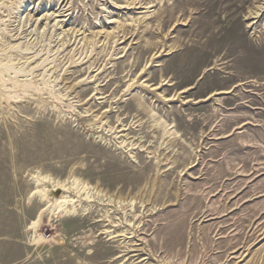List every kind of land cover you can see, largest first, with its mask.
<instances>
[{"label":"rangeland","instance_id":"374dc122","mask_svg":"<svg viewBox=\"0 0 264 264\" xmlns=\"http://www.w3.org/2000/svg\"><path fill=\"white\" fill-rule=\"evenodd\" d=\"M262 2L0 0V264H264Z\"/></svg>","mask_w":264,"mask_h":264},{"label":"bare ground","instance_id":"6f19581e","mask_svg":"<svg viewBox=\"0 0 264 264\" xmlns=\"http://www.w3.org/2000/svg\"><path fill=\"white\" fill-rule=\"evenodd\" d=\"M263 1V0H262ZM236 6V5H235ZM230 5H225V8L224 9H229ZM236 7H239V6H236ZM217 8V6H216ZM240 8V7H239ZM213 9L211 8V10H209V13L210 11H212ZM219 11V10H218ZM65 12V11H64ZM216 12V11H215ZM264 13V2H262V4H260L255 11L253 12H250L248 14V16H245L246 19H250V18H253L254 20L257 19ZM59 14V13H58ZM62 15V14H61ZM177 15V14H176ZM57 16V15H56ZM41 18V17H40ZM49 19V18H48ZM51 19V18H50ZM28 20V19H27ZM57 21V20H56ZM61 21V20H60ZM221 21V20H220ZM175 22V21H174ZM214 23V22H213ZM213 23L208 25L205 29V31H207L208 29H211L213 30ZM254 22H251V23H248L247 25H253ZM44 25H47L44 24ZM54 26V25H53ZM48 27V26H47ZM121 27V26H120ZM46 29V27H45ZM118 29V28H117ZM34 30V29H33ZM44 31V30H43ZM30 33V32H29ZM43 33V32H42ZM34 34V33H33ZM70 36V35H69ZM66 39V38H65ZM8 69V68H7ZM19 71V70H18ZM17 71V72H18ZM13 72V71H12ZM16 72V73H17ZM9 77V76H8ZM16 81V80H15ZM45 180V179H44ZM37 183H39V180L37 179L36 180ZM73 185L75 184L76 185V190H77V193H78V198H80L81 200V196L79 195L80 193L81 194H85L86 193V196L89 197L88 193V189L89 187H87L86 185L84 184H81L80 182H78L77 180H73L72 181ZM37 185V184H36ZM72 187V186H71ZM53 188H62L63 191L67 190L69 187H67L65 184H60V183H56V184H53ZM47 188L46 186H43V188L40 190V189H34L31 191L30 193V198L33 197V196H39L42 200H45V204L46 207L43 208L42 210H40L37 214H36V217L35 219L30 223V228H32L34 230V236H33V241L34 242H42V241H47L48 238L46 239L45 238V235L41 234L38 232L39 230V223L42 219V215L44 213L45 210H50V211H53L55 209V211L57 213H59L61 216H66V215H71V214H74L75 211L77 210V208L81 207V205L78 203V204H75V202L77 200L73 199V198H70L67 194L63 193L61 194L60 196L58 197H48L47 196ZM50 190V189H49ZM88 199V198H87ZM79 200V201H80ZM44 202V201H43ZM70 206V207H69Z\"/></svg>","mask_w":264,"mask_h":264}]
</instances>
